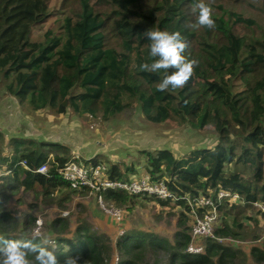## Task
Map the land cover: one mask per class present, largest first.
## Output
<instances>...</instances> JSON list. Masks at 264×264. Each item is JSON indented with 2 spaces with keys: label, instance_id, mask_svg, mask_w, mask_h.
Listing matches in <instances>:
<instances>
[{
  "label": "trees",
  "instance_id": "1",
  "mask_svg": "<svg viewBox=\"0 0 264 264\" xmlns=\"http://www.w3.org/2000/svg\"><path fill=\"white\" fill-rule=\"evenodd\" d=\"M196 3L60 0L55 10L62 18H56L37 38L35 28L54 15L50 0H0V82L17 102L34 111L48 108L65 114L72 110L80 117L100 116L109 121L136 103L153 123L175 120L195 130L213 126L219 139L212 148L195 149L181 158L168 149L139 152L146 157V174L152 180L166 179L171 189L190 192L192 197L212 196L219 215L232 220L231 227L225 223L217 232L237 237L244 221L252 219L251 211L261 212L254 202H264V0H205L215 20L212 28L196 26ZM150 28L179 31L186 41L183 54L194 63L183 87L159 91L156 86L164 70H140L139 65L151 59L146 35ZM11 145V156L0 153V161L11 174L13 190L23 188L44 196L62 189L76 192L55 170V164L70 160L67 146L52 144L54 166L46 175L33 171L50 159L43 149L46 143L14 137ZM23 160L29 169L21 164ZM233 162L249 169L250 178L239 171L226 172ZM125 165L112 164L111 177L129 179L127 174L136 171ZM220 190L238 194L244 203L231 202L230 197L219 200ZM104 195L128 210L136 200L145 199L116 190ZM157 200L164 206L171 204ZM174 205L182 208L179 220L184 224L176 248L164 237L128 230L116 242L120 253L116 264H142L151 248L169 251L168 264H236L240 250L211 241L205 254H188L190 208L183 201ZM11 218L0 209V224L6 226ZM63 221H53L61 234L66 226ZM30 237L18 238L4 227L0 240ZM57 241L59 246L54 247L41 238L38 242L54 251L61 264L68 256L76 257L78 264H111L108 243L84 223L73 235L52 242ZM251 253L264 262V242L262 249L254 247ZM29 264H35L32 257Z\"/></svg>",
  "mask_w": 264,
  "mask_h": 264
},
{
  "label": "rangeland",
  "instance_id": "2",
  "mask_svg": "<svg viewBox=\"0 0 264 264\" xmlns=\"http://www.w3.org/2000/svg\"><path fill=\"white\" fill-rule=\"evenodd\" d=\"M60 0H50V9L53 10V16L49 17L43 24L37 26L34 35L39 38L49 27L53 25L54 20L61 19L62 14L57 12ZM55 8H57L55 10ZM240 85L238 86V89ZM14 102V103H12ZM14 104V105H12ZM26 116L32 117L37 129L32 127V123ZM62 123L71 126L80 125V131L74 129L69 131L70 143L79 142L78 133L85 134L94 128L110 129V133L114 131V136L120 144L130 146L133 156L126 149L124 155L128 158V162L123 161V156L119 159L109 160L108 158H97L99 161L112 166V164H126V166H139L137 173L127 174L130 176H143L147 173L145 169L146 157L141 156L140 150L155 151L158 149L172 150L178 158L187 156L192 150L199 148H212L218 142L219 136L213 126H206L203 129H192L188 125L180 124L175 120H168L164 123H153L148 121L140 112L138 104L134 103L124 112L117 114L109 121H103L100 116H83L76 115L72 110L65 114H56L50 109H42L34 111L26 104L16 102L14 97L6 92L3 83L0 82V153L1 156H11L14 151L11 145V139L14 137L22 138L26 141L30 136L38 135L39 131L42 135H46L47 131L55 126V129ZM53 124V125H49ZM115 127V129L113 128ZM22 131L26 134H19ZM85 132V133H84ZM92 133V130H90ZM26 135V136H25ZM112 137L110 136V140ZM79 140H81L79 138ZM130 142L128 143V141ZM140 140L141 142H138ZM126 141V142H125ZM128 143V144H125ZM137 144H140L137 146ZM117 143H112V146ZM136 145V146H134ZM96 145L87 144L83 152L93 155ZM125 147V146H124ZM140 149V150H139ZM122 150L121 147L113 148L112 152L117 153ZM241 146L239 145L236 152L239 154ZM48 151V149H47ZM50 153L49 157L53 158ZM71 157L74 153H71ZM122 155V153H120ZM50 158V159H51ZM91 161V160H90ZM226 172L239 171L250 178L249 169H244L242 165L236 162L228 164L225 168ZM11 174L7 172L6 164L0 161V209L10 214L12 218L4 226L0 224V236L4 227L8 233L20 237L31 236L32 232L38 229L41 233L43 243L49 247L59 246L58 241L53 244V240H57L59 236H71L75 233L79 224L84 223L89 230L101 236L109 245L110 263L115 264L117 256L120 253L115 245L121 235V231L137 230L147 234L161 236L170 241L173 249L179 239V233L184 228L183 222L179 220L182 208L175 207L171 202L169 206L162 205L156 198L144 196L143 200H136L135 205L130 210L124 208V219L121 223L115 222L111 217L105 214L100 208L98 202L92 196L91 192L78 193L69 192L65 189L52 191L50 196H44L36 191L25 190L23 188L13 190L10 186L13 184ZM4 178V179H3ZM69 198V199H65ZM104 211V212H103ZM263 212L251 211V220L244 221V228L237 230V239L241 244L234 247L240 250V256L236 264H264L256 259L251 253L254 247L262 249L264 242V215ZM186 226L190 228L191 217L189 215ZM57 218L64 219L66 223L65 231L61 234L53 226V221ZM231 219H226L223 215L219 216L218 228L223 227L225 223L231 225ZM169 251L164 249L152 248L145 252L142 264H168Z\"/></svg>",
  "mask_w": 264,
  "mask_h": 264
},
{
  "label": "built area",
  "instance_id": "3",
  "mask_svg": "<svg viewBox=\"0 0 264 264\" xmlns=\"http://www.w3.org/2000/svg\"><path fill=\"white\" fill-rule=\"evenodd\" d=\"M91 160V161H90ZM53 161V160H52ZM51 159H48L40 165L35 172L50 175ZM21 164L29 169L26 160ZM111 166L103 161L94 158L84 159L81 155L74 153L69 161L63 165L55 164L57 173L67 181L76 192H91L104 213L111 217L115 222L121 223L124 219V210L121 206L109 202L104 193L107 190L124 191L129 195L149 196L159 200H170L173 203L182 202L190 208V243L186 252L191 255H203L206 253L207 242L209 240L218 243L221 246L234 248L241 244L233 236L223 235L217 232L219 224L218 203L212 196L199 194L192 197L190 192H177L168 185V180H152L151 176L129 177V179H118L111 177ZM230 197L231 202L243 204L244 201L238 194L228 190H220L217 198ZM261 212H264V202H254ZM124 231H121V235ZM118 258L116 260V263ZM115 263V264H116Z\"/></svg>",
  "mask_w": 264,
  "mask_h": 264
},
{
  "label": "clouds",
  "instance_id": "4",
  "mask_svg": "<svg viewBox=\"0 0 264 264\" xmlns=\"http://www.w3.org/2000/svg\"><path fill=\"white\" fill-rule=\"evenodd\" d=\"M195 10L198 11L196 26L214 27L215 20L205 0H197ZM146 35L150 41L148 55L151 59L141 63L140 70L151 73L164 70L156 86L159 91L183 87L192 75L194 62L183 54L187 44L180 32L150 28ZM168 69L172 71L168 72ZM40 238L41 233L36 229L30 238L0 240V264H29V257L34 259L35 264H61L54 251L38 242ZM63 264H78V259L68 256Z\"/></svg>",
  "mask_w": 264,
  "mask_h": 264
},
{
  "label": "crops",
  "instance_id": "5",
  "mask_svg": "<svg viewBox=\"0 0 264 264\" xmlns=\"http://www.w3.org/2000/svg\"><path fill=\"white\" fill-rule=\"evenodd\" d=\"M16 102H17V100H16ZM12 103H14V102H12ZM12 105H14V104H12ZM27 118L29 120H31L30 122L32 123V127L37 129L38 127L36 128L34 122L31 119L32 117L26 116V119ZM49 125H53V124H49ZM73 125L71 126L70 124L62 123L60 126H58L56 128V130H54L55 126L50 128L47 131L46 135H42V133L37 131L39 133L38 135H34V136H30L29 135V137H30V139H33V140H36V141H42V142L46 143L48 146L43 148V149H45V150L48 149L49 155H50V153H52L51 155H53V156H54V153H56V152H55V149L51 147V146H53L52 144H63V145L67 146L70 149L71 153H77V154L81 155L84 159H91V158L97 159V158H100V160H102L103 158H108L109 160L110 159L111 160H115V159H119L120 156H123V161L125 163H127L129 157H126L124 155V151L126 149L127 150L129 149L128 152H130V156H133V152H131L132 149L129 148L130 146H127V145H124V144H120V142L117 141V137L114 136V131L112 133H110V129L108 127H106V128L104 127L102 129H99V128H94L93 126H91L90 130H92V133L89 130L88 133L84 132L85 134H83V135L80 134L81 136H79V132H77L78 133V138H77L78 140L77 141H79V142L70 143V138H69L70 135H69L68 132L71 131V134H72V130L73 129L75 131L76 130L80 131V128H79L80 125L79 124H77V126H73ZM113 128L115 129L114 126H113ZM18 133L19 134H26L23 131H22V133H21V131H19ZM110 136L112 137L111 140H110ZM79 138L81 140H79ZM129 142H130V140L128 141V143ZM138 142H141V141L138 140ZM112 143H117V145L112 146ZM128 143H125V144H128ZM87 144L96 145V147H92L91 148V149L95 150L92 156L83 152V149H85V146ZM139 145L140 144H137V146H139ZM134 146H136V145H134ZM117 147H121L122 150L120 152L118 151L117 153L112 152L113 148H117ZM120 153H122V155ZM49 158H51V157H49ZM51 159H53V158H51ZM134 169L138 170L139 166H135ZM136 173H137V171L134 172V173H128V174L129 175L130 174H134L135 175ZM130 177H132V176H130ZM133 177H135V176H133Z\"/></svg>",
  "mask_w": 264,
  "mask_h": 264
},
{
  "label": "bare ground",
  "instance_id": "6",
  "mask_svg": "<svg viewBox=\"0 0 264 264\" xmlns=\"http://www.w3.org/2000/svg\"><path fill=\"white\" fill-rule=\"evenodd\" d=\"M209 241H211V240H209ZM211 242H213V241H211ZM199 255V254H198Z\"/></svg>",
  "mask_w": 264,
  "mask_h": 264
}]
</instances>
